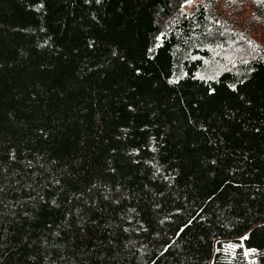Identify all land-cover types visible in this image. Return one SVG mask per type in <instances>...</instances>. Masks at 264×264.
Wrapping results in <instances>:
<instances>
[{"label":"trees","instance_id":"obj_1","mask_svg":"<svg viewBox=\"0 0 264 264\" xmlns=\"http://www.w3.org/2000/svg\"><path fill=\"white\" fill-rule=\"evenodd\" d=\"M185 1L0 0V264H264V47Z\"/></svg>","mask_w":264,"mask_h":264},{"label":"rangeland","instance_id":"obj_2","mask_svg":"<svg viewBox=\"0 0 264 264\" xmlns=\"http://www.w3.org/2000/svg\"><path fill=\"white\" fill-rule=\"evenodd\" d=\"M199 3L224 17L238 36L264 47V0H186L181 6L188 10Z\"/></svg>","mask_w":264,"mask_h":264},{"label":"snow or ice","instance_id":"obj_3","mask_svg":"<svg viewBox=\"0 0 264 264\" xmlns=\"http://www.w3.org/2000/svg\"><path fill=\"white\" fill-rule=\"evenodd\" d=\"M189 2H191V0H189Z\"/></svg>","mask_w":264,"mask_h":264}]
</instances>
